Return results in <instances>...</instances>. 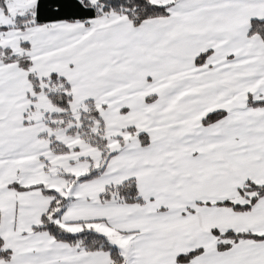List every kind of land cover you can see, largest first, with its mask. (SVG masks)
<instances>
[{
  "label": "snow or ice",
  "instance_id": "6c2138e0",
  "mask_svg": "<svg viewBox=\"0 0 264 264\" xmlns=\"http://www.w3.org/2000/svg\"><path fill=\"white\" fill-rule=\"evenodd\" d=\"M0 264H264V0H0Z\"/></svg>",
  "mask_w": 264,
  "mask_h": 264
}]
</instances>
